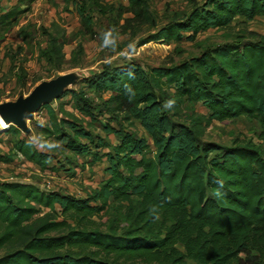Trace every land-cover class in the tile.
<instances>
[{
  "label": "trees",
  "instance_id": "16d2710c",
  "mask_svg": "<svg viewBox=\"0 0 264 264\" xmlns=\"http://www.w3.org/2000/svg\"><path fill=\"white\" fill-rule=\"evenodd\" d=\"M126 2L114 13L111 7L96 8L113 13L117 35L133 39L144 29L154 30L138 37L136 47L178 43L183 33L189 34L185 41H193L198 33L227 28L235 17L264 19V0H205L163 25L148 0ZM76 13L83 34L91 35L90 21L80 9ZM15 14L14 8L0 14V26ZM63 45V34L52 30L42 58L59 68ZM82 83L109 96L99 107L80 92L59 97L69 96L72 110L88 121L61 106L56 114L42 105L47 124L39 136L62 142L70 157L89 158V166L104 159L106 177L84 199L0 182V264H264V151L248 142L219 147L202 141L212 122L248 117L257 121L264 145V44L211 46L178 64L145 70L129 62ZM125 85L135 92L131 101ZM169 99L176 103L166 110ZM186 103H199L206 115L184 114ZM102 114L107 119L100 133L115 144L93 133L92 122ZM133 122L147 139L129 130ZM2 133L16 136L19 130L7 126ZM18 157L39 171L56 159L16 138L0 163ZM67 160L50 170H72ZM110 207L122 210L125 223L100 230L92 218L99 220Z\"/></svg>",
  "mask_w": 264,
  "mask_h": 264
},
{
  "label": "rangeland",
  "instance_id": "374dc122",
  "mask_svg": "<svg viewBox=\"0 0 264 264\" xmlns=\"http://www.w3.org/2000/svg\"><path fill=\"white\" fill-rule=\"evenodd\" d=\"M205 0H148L151 10L159 17L160 25L176 15L177 19L185 17L194 7L200 6ZM111 7L112 11L118 6L125 7L126 0H0V14L10 8L17 11L4 26H0V104L13 102L18 97L26 96L36 85L47 82L63 75L69 76V82L63 87L59 97L68 91L83 94L92 105L99 107L109 93L96 94L87 90L82 80L96 75L104 70L125 63H133L141 70L159 66L175 65L198 55L203 49L223 44H242L245 42H260L264 44V19L254 17L247 21L235 17L225 29H209L198 33L193 41H185L189 34H181L183 40L175 43L150 42L136 47L138 37H145L154 30L142 31L131 39L125 35H117L115 44L110 47L103 46V35L111 29V14H101L96 5ZM80 9L83 16L90 21L91 35H84L76 11ZM126 17V16H124ZM53 24V26H51ZM52 30L63 34L64 45L62 53L64 62L57 67L48 64L41 56V50L46 47L47 36ZM134 45V48L129 47ZM46 102L56 114L58 107L63 111L72 113L76 118L88 121L72 110L69 96ZM206 115V111L198 104L184 105V114L189 111ZM96 113V111L94 112ZM107 116L102 114L92 122L93 133L99 134L109 144H115L112 136L100 133V127L105 124ZM173 121L182 122V117H175ZM26 132L14 136L3 134L0 130V155H6L10 144L16 138L28 141L31 136H39V131L47 124V117L40 107L29 119L24 121ZM110 126L116 128L114 123ZM130 131L138 137L145 134L136 122H133ZM259 126L255 119L238 117L234 120L221 123L212 122L206 130L202 141L213 143L219 147L231 146L234 142L249 143L255 151L262 153L264 145L259 140ZM146 138V137H145ZM147 139V138H146ZM149 143V141H147ZM37 151L49 153L34 146ZM105 152V151H104ZM151 152V151H150ZM56 159L48 167L39 171L22 158H14L9 163H0V182H12L33 185L43 193L59 191L84 199L86 193L97 188L105 179L104 159L89 166V158H73L62 148L55 150ZM67 158V167L72 170L51 171L56 167L55 162ZM66 167V168H67ZM58 210V207L55 206ZM122 210L110 207L98 220L100 230H106L108 225L123 226L125 221L121 218Z\"/></svg>",
  "mask_w": 264,
  "mask_h": 264
},
{
  "label": "water",
  "instance_id": "95a60500",
  "mask_svg": "<svg viewBox=\"0 0 264 264\" xmlns=\"http://www.w3.org/2000/svg\"><path fill=\"white\" fill-rule=\"evenodd\" d=\"M69 80V76L63 75L47 82H41L26 96L18 97L13 102L1 103L0 118L8 126L26 132L25 119H29L39 107L49 100L58 98Z\"/></svg>",
  "mask_w": 264,
  "mask_h": 264
},
{
  "label": "clouds",
  "instance_id": "9594fccd",
  "mask_svg": "<svg viewBox=\"0 0 264 264\" xmlns=\"http://www.w3.org/2000/svg\"><path fill=\"white\" fill-rule=\"evenodd\" d=\"M117 33L115 29H109L108 31H106L103 35V46L104 47H110L113 46L116 42L115 37H116ZM129 47L134 48V45H129ZM131 77V73L129 74ZM126 88V95H128L129 100L131 101V99L135 96V92L132 90L131 87H129L128 85H125ZM176 101L175 99H169L165 102V104L163 105V107L167 110V109H171L174 107ZM28 144L31 146H36L41 150H46L49 152H53L55 150H58L61 148L62 146V142H58L55 140H50V139H45L42 136H31L28 140ZM220 187H223V184L221 182ZM217 196L222 195V193L217 190L216 192ZM152 211L158 212V207L154 206ZM157 219H159V215L156 216Z\"/></svg>",
  "mask_w": 264,
  "mask_h": 264
},
{
  "label": "bare ground",
  "instance_id": "6f19581e",
  "mask_svg": "<svg viewBox=\"0 0 264 264\" xmlns=\"http://www.w3.org/2000/svg\"><path fill=\"white\" fill-rule=\"evenodd\" d=\"M8 125L5 124L2 119L0 118V130H4Z\"/></svg>",
  "mask_w": 264,
  "mask_h": 264
}]
</instances>
